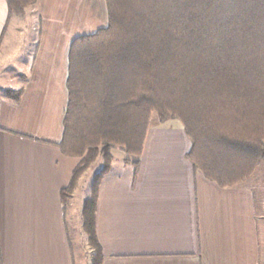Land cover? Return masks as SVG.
Listing matches in <instances>:
<instances>
[{"label": "crops", "instance_id": "0c3cea01", "mask_svg": "<svg viewBox=\"0 0 264 264\" xmlns=\"http://www.w3.org/2000/svg\"><path fill=\"white\" fill-rule=\"evenodd\" d=\"M83 23L106 27L104 0H36L10 18L0 0V72L13 79L8 89L22 90L17 102L0 96V264H77L68 210L82 178L65 204L61 191L80 159L57 145L73 40L66 29ZM190 148L180 122L153 116L136 169L129 162L137 160L110 149L95 203L100 264H261L262 216L250 186L206 179L187 159Z\"/></svg>", "mask_w": 264, "mask_h": 264}, {"label": "trees", "instance_id": "16d2710c", "mask_svg": "<svg viewBox=\"0 0 264 264\" xmlns=\"http://www.w3.org/2000/svg\"><path fill=\"white\" fill-rule=\"evenodd\" d=\"M107 25L74 38L57 145L79 158L65 204L101 160L81 209V230L100 264L95 203L122 150L134 169L153 116L180 122L187 159L219 187L248 181L264 163V0H104ZM8 18L36 0H5ZM22 90L6 89L17 102Z\"/></svg>", "mask_w": 264, "mask_h": 264}, {"label": "rangeland", "instance_id": "374dc122", "mask_svg": "<svg viewBox=\"0 0 264 264\" xmlns=\"http://www.w3.org/2000/svg\"><path fill=\"white\" fill-rule=\"evenodd\" d=\"M97 13V9H96ZM85 20V19H84ZM81 23V22H79ZM90 25L87 23H83L80 27H73L71 25H68L66 29V35H69L70 39H74L75 37L81 36V35H88L92 34L96 31V28H93V30L88 31V27ZM105 27V26H104ZM82 29L84 30L82 32ZM81 30V31H78ZM76 31H78V34ZM28 33V31L26 32ZM27 45V44H26ZM26 47V46H25ZM23 48V54L19 57L20 59H24L26 55V49ZM24 55V56H22ZM3 67L2 64H0V68ZM14 69H16L14 67ZM5 67L0 72V96L2 93L8 89V87L11 85L12 80H7V72L5 71ZM115 150V149H114ZM119 149L115 150L114 154L117 160H120L119 157ZM101 166V160L98 159L94 165L86 172V174L82 177L80 181L79 188L75 192L73 199L69 202V213H75V216L73 218V221H75V225L72 222V219H69V233L71 238V243L73 246L74 251V257L77 262V264H90V249L86 245L85 236L83 235L81 231V227L76 224V216L78 217L83 200L86 198V196L89 194V186L91 179L93 175L99 170ZM247 185L250 186L253 194H254V200H255V206L259 213H261L262 219L260 223V233H261V264H264V163H262L259 167V169L256 171V173L248 180L246 181ZM80 217V216H79Z\"/></svg>", "mask_w": 264, "mask_h": 264}]
</instances>
